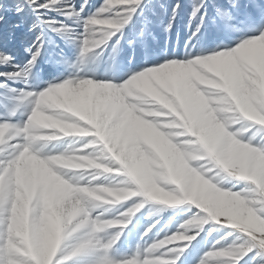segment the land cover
Here are the masks:
<instances>
[{"label": "snow or ice", "instance_id": "snow-or-ice-1", "mask_svg": "<svg viewBox=\"0 0 264 264\" xmlns=\"http://www.w3.org/2000/svg\"><path fill=\"white\" fill-rule=\"evenodd\" d=\"M98 21L116 25L99 42L105 55L106 49L118 54L115 67L111 72H77L74 64L88 52L87 37ZM154 29L162 40L153 34ZM172 35L175 41L170 39ZM209 35L210 41L206 40ZM14 39L25 54L22 62L6 49ZM124 47L129 55L121 63L117 57ZM137 47L143 52L142 59L135 55ZM252 47L264 48V0H0V126L9 135L22 129L40 98L53 90L107 86L119 93L150 73L169 71L179 82L191 84L211 111L213 94L223 93L216 83L220 73L207 71L205 66L228 65L234 77L254 78L242 58ZM68 49L71 56L66 54ZM41 65L51 70L50 78L38 70ZM122 102L129 103L124 98ZM255 108L259 119L244 118L247 135L223 129L216 152L208 157L212 163L201 161L205 165L202 172L186 176L179 189L166 180L155 182L175 204L152 201L130 181L131 198L115 208L118 217L101 215L102 209L91 212V220L99 217L97 223L107 225L104 230L111 231L110 238L104 236V230L98 231L99 248L81 235L71 245L62 241L50 264H264V106ZM121 114L122 109L114 113L112 126L119 123ZM93 139L88 136L80 143ZM182 139L194 140L195 136ZM16 145L20 147L14 154L22 150L21 136L9 140V150ZM233 145L248 154L254 174L240 173L222 162ZM50 155L55 153H39L41 159ZM4 159L0 156V161ZM217 174L225 178L223 183L217 182ZM193 177L205 186L203 193L192 194ZM149 202L160 207L145 209ZM234 207L244 210L243 221L235 218ZM142 209L150 222L131 243L127 223L119 221H131L136 213L139 220L144 216ZM210 222L212 227H206ZM193 227L196 231L188 234ZM5 233L6 227H0V264H25L23 258L9 252ZM180 241L187 243L178 245Z\"/></svg>", "mask_w": 264, "mask_h": 264}, {"label": "rangeland", "instance_id": "rangeland-1", "mask_svg": "<svg viewBox=\"0 0 264 264\" xmlns=\"http://www.w3.org/2000/svg\"><path fill=\"white\" fill-rule=\"evenodd\" d=\"M91 27L88 43L85 45L88 52L74 64V68L77 72L85 69L94 71L97 68L111 72L118 54L106 49L109 52L105 55L99 42L116 25L98 21ZM92 33L95 35H91ZM153 34L158 40L163 39L158 30L154 29ZM170 39L175 41V35L170 36ZM211 39V35L206 37V40ZM148 44L151 48L152 41L149 40ZM6 49L16 57L17 62L25 59L22 46L17 40L7 43ZM66 54L71 56V50L68 49ZM128 55L129 49L124 47L117 59L123 63ZM135 55L142 59L143 52L139 47L136 48ZM242 58L254 78L234 77L228 65L205 66L207 71L220 73L216 83L223 93L213 94L211 111L206 108L191 84L187 81L179 82L176 74L169 71L150 73L133 81L119 93L107 86L53 90L40 98L22 129H16L9 135L0 126V156H5L0 161V227H6L9 252L15 257L23 258L25 264H50L55 249L62 241L71 245L73 238L80 235L90 245L99 248L96 246L99 244L97 233L107 225L97 223L99 217L91 220V212L102 209L101 215L118 217L119 213L115 212V208L131 198L130 181L141 188L140 181L132 172L131 158H139L141 154L146 156L144 179L154 185L156 181H160L158 174L166 172L163 162L150 160L153 157L150 152L154 136L181 151L185 177L193 172H202V169H193L189 165L192 156L208 159L212 155L208 151L209 128L203 126L209 121V116L219 125L218 132L223 137L226 125L216 119L220 108H228L242 118L259 119L250 100L260 99L261 105H264V48H249L244 51ZM38 70H43L46 78H50L48 73L51 70L47 65L38 66ZM122 98L129 103L123 104ZM189 98L200 100L203 104V115H200L203 116L202 119L192 112L194 108L187 102ZM242 108H246L252 115H246L241 111ZM121 109L119 123L112 126L114 113ZM204 117L207 118L206 121ZM17 136L23 138V147L18 154H14L15 149L20 146H13L9 150L8 142ZM88 136L94 139L82 145L80 141ZM186 136H195V139H182ZM177 139L183 143H177ZM186 145L191 146L190 155L185 152ZM43 152L55 155L41 159L39 153ZM68 158L73 163L85 166L70 168L66 163ZM117 164L119 168H114L113 165ZM167 172L168 174L163 175L164 179H169L168 182L176 184L179 189L185 178L177 182L168 169ZM97 181L100 183H96ZM175 203L174 199L169 204ZM155 207L160 206L152 205L151 202L144 205L145 209ZM177 207L182 209L184 206ZM163 214L165 213H161ZM137 216L139 213L134 214L131 221H119L121 224L127 223L125 231L129 233L131 243L135 242L137 234L150 222L147 211H144V216L139 220ZM86 226H90L89 231L81 233ZM206 227H212L211 222ZM195 231L194 227L190 228L188 234ZM104 236L110 238L111 231L104 230ZM185 243L187 242H177L178 245ZM45 244H48L47 254H32L35 247H46ZM48 252L51 254L48 255Z\"/></svg>", "mask_w": 264, "mask_h": 264}, {"label": "clouds", "instance_id": "clouds-1", "mask_svg": "<svg viewBox=\"0 0 264 264\" xmlns=\"http://www.w3.org/2000/svg\"><path fill=\"white\" fill-rule=\"evenodd\" d=\"M91 35H95V33H92ZM90 71H93L89 69ZM94 72H100V70L97 68L94 70ZM241 111H243L246 115L251 116L252 114L247 111L246 108H242ZM216 119L220 120L225 123L227 128H233L235 129L234 135H243L246 131V129L243 127L244 125V118H242L238 113L233 112L229 110L228 108H220L216 113ZM237 125H240V127H237ZM53 125H46V127H52ZM219 130V125L215 124L211 117L209 116V146L208 151L210 154H214L216 152L217 147V133ZM177 137H179V133H177ZM177 143H183L179 139H177ZM191 146H185V152L189 155L191 154ZM164 161V166L168 169L169 174L173 175L177 182H180V180L185 178V171L182 166V153L176 148H173L169 146V150L164 154L162 157ZM201 161H205L206 164H211L212 161L210 159H205L203 156H192L190 165H195L196 168L204 169L205 165L201 164ZM226 167L234 168L240 173H249L254 174V168L249 167V156L246 152H244L242 149H240L238 146L233 145L232 150L227 157L226 160L222 161ZM67 166L70 168H82L85 165L81 163H73L71 161V158H68ZM206 171H211V169H205ZM215 179L218 183L224 182V177L217 174ZM79 182V181H77ZM140 187L143 190L144 194L147 197H150L152 201H160L165 204L172 203L174 198L169 196L167 192L161 191L156 185L141 180L140 181ZM131 190V189H129ZM205 190V186L201 184V182L198 180V178L193 177L192 180V194L195 195L197 191L203 193ZM221 203L224 205H228L229 202L221 200ZM234 213L235 218L238 220L243 221L244 219V210L239 207H234Z\"/></svg>", "mask_w": 264, "mask_h": 264}, {"label": "bare ground", "instance_id": "bare-ground-1", "mask_svg": "<svg viewBox=\"0 0 264 264\" xmlns=\"http://www.w3.org/2000/svg\"><path fill=\"white\" fill-rule=\"evenodd\" d=\"M248 54V53H247ZM250 56V55H249ZM251 57V56H250ZM213 67H214V65H213ZM215 68H217V67H215ZM226 71V70H225ZM228 78V77H227ZM231 81V80H230ZM256 93V92H255ZM251 95V94H250ZM190 100L188 101L187 100V102L191 105V107H193L194 108V111H192V112H195V114L197 115V117H200L201 119H202V117L200 116V115H203L202 113H203V104L200 102V100H196V99H193V98H189ZM250 103L255 107L256 105H261V100L260 99H251L250 100ZM262 106V105H261ZM264 106V105H263ZM227 107H229V106H227ZM230 110V109H229ZM207 111V110H206ZM190 115V114H189ZM192 115H193V113H192ZM191 115V116H192ZM194 116V115H193ZM207 116V115H206ZM192 118V117H191ZM206 117H204V120L206 121V119H205ZM193 121V120H192ZM194 125V124H193ZM195 126V125H194ZM200 126V125H199ZM204 127H206V128H209V121H206V124L205 125H203ZM196 127H197V125H196ZM198 128V127H197ZM203 128V127H202ZM204 131H207V129H205ZM205 133V132H204ZM207 134V133H206ZM206 134H204V135H206ZM203 135V134H202ZM205 138V137H204ZM208 138V137H207ZM222 138V136H221V134H219V132H218V134H217V143L219 142V140ZM153 139H154V141L152 142L153 144V148H152V152H150V153H152V155L151 156H153L152 157V159H150V160H153V161H155L156 163H160V162H163V164H164V161H163V159H162V157L164 156V154L169 150V144L168 143H166V142H164L163 140H161V138H156L155 136L153 137ZM207 140V139H206ZM208 142H209V138H208ZM209 144V143H208ZM194 150V149H193ZM200 155V154H199ZM145 157L146 156H144V155H142L141 154V156L139 157V158H131V161H130V163H131V167H132V169H133V174H135L136 175V177L138 178V180L139 181H141V180H144L145 181V179H144V173H143V166L145 165V162H146V159H145ZM146 166V165H145ZM161 167V166H160ZM162 168V167H161ZM184 169V168H183ZM189 171V170H188ZM164 174H168V172H167V169H166V172H164ZM163 174V171H162V173H160V174H158V179L159 180H163L164 179V175ZM165 180V179H164ZM169 180V179H168ZM167 180V181H168ZM171 181V180H170ZM181 181V180H180ZM180 184V183H179ZM40 243V242H39ZM41 244V243H40ZM46 245V244H45ZM48 245V244H47ZM47 245H46V247L45 246H43V245H38L37 247H35L34 249H33V251H32V254L33 255H35V254H39V255H42L44 252H46L47 250H48V248H47ZM49 247V246H48ZM51 247V246H50ZM31 248V247H30ZM47 249V250H46ZM21 251H23V250H21ZM22 253H24V252H22ZM49 253L50 252H48V255H49ZM46 254H47V252H46ZM45 254V255H46ZM51 254V253H50ZM48 255H46L47 257H48ZM44 256V255H43ZM42 256V257H43ZM44 260V259H43ZM48 263V262H47ZM11 264H16V261H13V262H11Z\"/></svg>", "mask_w": 264, "mask_h": 264}]
</instances>
